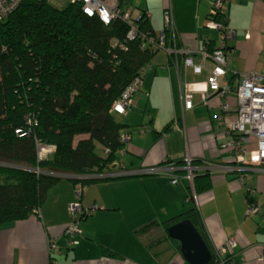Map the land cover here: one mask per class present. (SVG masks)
I'll list each match as a JSON object with an SVG mask.
<instances>
[{
	"label": "crops",
	"instance_id": "1",
	"mask_svg": "<svg viewBox=\"0 0 264 264\" xmlns=\"http://www.w3.org/2000/svg\"><path fill=\"white\" fill-rule=\"evenodd\" d=\"M214 2L108 0L110 8H119L134 18L145 12L157 35L165 30L164 13L171 10L179 50L184 54L180 55L179 66L168 54L154 56L152 69L143 76L127 114L121 116L123 123L133 127L129 129L130 142L122 151L126 162L119 160L123 167L117 165L105 175L184 162L189 156L197 173L212 177V188L198 193L194 201L189 197L186 181L175 187L167 176L112 177L120 179L90 186L79 202L85 209L97 206L98 210L82 223L79 244L72 247L66 229L73 217L68 207L77 202L76 192L72 184L61 182L50 191L38 215L0 227V264H188L170 248L173 244L165 242L156 245V249H148V236L136 231L150 222L163 223L196 208L212 250L234 239L236 247L229 251L233 263L264 264L261 219L247 216L249 199L264 211V173L229 172L228 168L235 163L218 123L220 117L236 119L235 89L243 77L264 72V0L225 2V28L232 35L225 51L230 58L227 79L232 83L231 94L222 97L195 93L193 108L186 111L183 106L186 85L205 82L209 77L208 73L195 75L191 67L185 66V60L191 59L193 66H201L204 59L200 52L205 39L216 41L219 47L226 33L207 29ZM189 77L198 81L189 82ZM181 118L180 130L175 131L174 124ZM241 179L244 186L240 185ZM103 248L117 253L120 259L105 258ZM167 248L170 249L165 251Z\"/></svg>",
	"mask_w": 264,
	"mask_h": 264
},
{
	"label": "trees",
	"instance_id": "2",
	"mask_svg": "<svg viewBox=\"0 0 264 264\" xmlns=\"http://www.w3.org/2000/svg\"><path fill=\"white\" fill-rule=\"evenodd\" d=\"M54 1L62 6H54ZM212 18L226 27L227 11ZM132 26L138 32L135 39L128 38ZM173 33L179 45L176 28L166 31L168 40H175ZM157 45L158 35L145 12L138 18L130 15V23L118 19L106 25L69 0H24L0 22V227L38 215L61 182L72 184L80 204V186L84 192L120 179L105 175L117 168V153L124 147L120 138L133 127L118 121L115 116L123 115L111 109L161 51ZM207 47L213 52L216 41L208 39ZM168 56L179 63L180 56ZM40 144L55 147L54 153L40 160ZM97 146L109 153L100 156ZM176 163L184 166L183 161ZM212 186L209 174H196V195ZM91 209L82 206L83 211ZM76 214L68 227L77 222L81 229L91 214ZM184 220L191 221L208 244L213 256L209 264H219L197 208L163 223L150 222L136 233L148 236V249L167 242L181 255L167 230ZM102 254L120 259L109 249L103 248ZM226 264L236 262L228 256Z\"/></svg>",
	"mask_w": 264,
	"mask_h": 264
},
{
	"label": "built area",
	"instance_id": "3",
	"mask_svg": "<svg viewBox=\"0 0 264 264\" xmlns=\"http://www.w3.org/2000/svg\"><path fill=\"white\" fill-rule=\"evenodd\" d=\"M24 0H0V22L3 21L8 14L18 8ZM73 4H77L82 13L89 18H99L104 24L110 25L112 22L122 19L124 22L130 23V13L123 12L119 8H110L108 6V0H69ZM226 0H215L210 18L208 19L207 29L211 31H218L225 33L226 28L223 24L216 22L212 17L216 16L221 10L227 11L225 5ZM164 25L165 30L158 35L159 50H164L167 54L171 55L177 60V57L184 54L180 52L178 42L175 40H168L166 31L175 30L174 17L171 10H167L164 13ZM138 35L137 28L132 26L128 34V38L135 39ZM142 37V36H141ZM231 33L226 32L219 41V47L208 51L207 41L205 39V45L200 52L201 57L204 59V63L201 66H193L191 59L185 60V66L191 67L192 72L195 75L203 76L209 75L207 81L200 83H188L185 88L183 97L184 110L189 111L193 108V95L195 93L203 94H216L222 97L231 94L232 86L227 79V70L229 69L230 58L225 52L227 49V42L231 39ZM145 40V39H144ZM146 41V40H145ZM154 43V41H152ZM146 43V42H145ZM145 43L142 47L145 48ZM176 65L179 63L176 61ZM151 70V65H147L140 73V77L137 78L124 92L122 97L114 103L111 112L125 116L128 109L132 105V96L140 88L142 84V77L147 71ZM237 106L235 108L236 119L234 121H228L225 117H220L218 123L220 128H223V136L226 138L225 147L231 151L234 159V165L229 167V172H262L264 173V72L247 74L243 77L242 83L235 89ZM228 113L227 108H224ZM182 120V118H181ZM180 120V121H181ZM173 129L175 131L180 130V124L178 121L174 124ZM168 137V135H165ZM120 142L126 145L130 142L129 135H123L120 138ZM55 151V147L38 145V157L40 160L50 157ZM109 150L106 151V154ZM184 166L181 168L176 164H165L140 170L130 173H118L113 174L112 177H127V176H167L171 180V184L175 187L179 186L182 181H186L191 195L190 197L197 201L196 189H195V176L197 169L193 165L191 157L186 156L184 160ZM121 168L123 166H120ZM182 169L184 174L179 176L177 169ZM174 170L173 174H169L168 170ZM176 169V170H175ZM180 169V170H181ZM240 185L244 186V181L241 179ZM83 188L80 186L77 193V198L80 199ZM85 190V189H84ZM70 213L76 216L79 214L90 215L98 210L97 206H94L91 210H82L80 204H73L69 207ZM248 217H257L261 219V224L264 228V211L263 209L253 202L248 205L247 208ZM82 233L80 226L77 222L71 224L66 229V235L71 238L70 245L77 246L79 242L77 237ZM236 247L234 239H228L226 243L218 249L213 250L215 258L219 264H226L229 251ZM264 261V257L262 258Z\"/></svg>",
	"mask_w": 264,
	"mask_h": 264
},
{
	"label": "water",
	"instance_id": "4",
	"mask_svg": "<svg viewBox=\"0 0 264 264\" xmlns=\"http://www.w3.org/2000/svg\"><path fill=\"white\" fill-rule=\"evenodd\" d=\"M168 237L179 243L180 252L188 264H209L212 252L189 220L181 221L167 230Z\"/></svg>",
	"mask_w": 264,
	"mask_h": 264
},
{
	"label": "rangeland",
	"instance_id": "5",
	"mask_svg": "<svg viewBox=\"0 0 264 264\" xmlns=\"http://www.w3.org/2000/svg\"><path fill=\"white\" fill-rule=\"evenodd\" d=\"M53 5L54 6H56V7H61L62 6V4L61 3H59V2H57V1H54L53 2ZM220 37H221V35H220ZM158 54H166L167 55V52L166 51H164V50H161V51H159L158 52ZM157 54V55H158ZM156 55V56H157ZM201 80H203V78H201ZM192 81H198V80H194L193 78H191V77H189V82H192ZM194 83V82H193ZM116 117V119H118V121H122L123 119L122 118H120V117H118V116H115ZM136 131H134V133H135ZM122 151L124 152V149L123 150H121V151H119L118 153H117V155H118V159L120 160V161H124L123 160V155H122ZM97 153L100 155V156H106V154L104 153V151H103V149L101 148V147H99V146H97ZM124 162H126V161H124ZM115 165H118L119 167L121 166V163L119 164V163H116ZM117 166V167H118ZM262 228H263V225H262ZM264 232V231H263Z\"/></svg>",
	"mask_w": 264,
	"mask_h": 264
},
{
	"label": "bare ground",
	"instance_id": "6",
	"mask_svg": "<svg viewBox=\"0 0 264 264\" xmlns=\"http://www.w3.org/2000/svg\"><path fill=\"white\" fill-rule=\"evenodd\" d=\"M125 146V145H124Z\"/></svg>",
	"mask_w": 264,
	"mask_h": 264
}]
</instances>
